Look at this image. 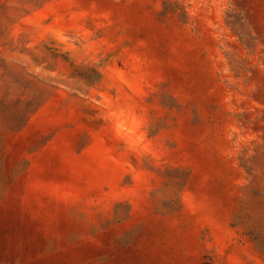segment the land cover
Returning a JSON list of instances; mask_svg holds the SVG:
<instances>
[{"label": "rangeland", "instance_id": "374dc122", "mask_svg": "<svg viewBox=\"0 0 264 264\" xmlns=\"http://www.w3.org/2000/svg\"><path fill=\"white\" fill-rule=\"evenodd\" d=\"M0 264H264V0H0Z\"/></svg>", "mask_w": 264, "mask_h": 264}]
</instances>
